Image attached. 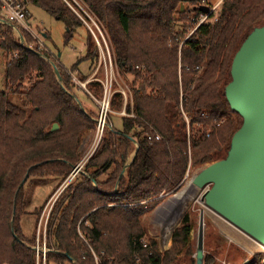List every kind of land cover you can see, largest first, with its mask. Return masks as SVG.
<instances>
[{
  "label": "trees",
  "instance_id": "16d2710c",
  "mask_svg": "<svg viewBox=\"0 0 264 264\" xmlns=\"http://www.w3.org/2000/svg\"><path fill=\"white\" fill-rule=\"evenodd\" d=\"M28 1L67 24L66 40L73 25L84 23L64 0ZM200 1L78 0L107 32L118 72L130 76L131 104L125 110L134 116L118 114L123 96L114 92L107 113L111 127L104 128L101 149L51 207L45 264L70 259L75 264H178L181 256L187 259L184 264H195L190 243L195 221L189 214L173 230L171 245L163 252L146 237L141 217L178 188L187 166L226 156L242 124L224 93L231 63L246 36L264 24V0H223L216 20L190 32L195 26L191 18L202 13ZM181 2L188 8L179 12ZM44 56L18 44L13 28L0 24V264L37 263L36 237H25L20 223L25 181L64 180L80 159L83 140L96 127L92 96L101 97L100 82L86 83L89 96L57 65L59 81ZM84 60L98 62L89 31L85 54L75 64ZM181 110L190 117L188 126ZM53 123L59 127L51 131ZM154 132L159 140L147 138ZM239 253L238 264L247 258L244 264H264V253ZM203 264H216L209 252Z\"/></svg>",
  "mask_w": 264,
  "mask_h": 264
},
{
  "label": "rangeland",
  "instance_id": "374dc122",
  "mask_svg": "<svg viewBox=\"0 0 264 264\" xmlns=\"http://www.w3.org/2000/svg\"><path fill=\"white\" fill-rule=\"evenodd\" d=\"M207 1L209 3L214 2V0ZM77 8H75V11L79 15V17L83 19L93 30L95 36L99 40V43L96 41L94 34L89 29V27L83 22V24L72 26V35L69 39L66 40L65 32L68 29L67 24L51 16L41 7L29 2V22L31 24L32 30H40L43 34L48 33V37L43 38V42L47 50H35L37 52H40V54L42 55L44 54L45 58L43 59L48 61L50 65H52L53 63L56 67L57 65L60 66L62 69H64L65 72L68 71L73 82L77 85V87L84 90V92L88 93L89 96H92V94L87 90L86 83L89 81H99L103 93V86L104 88L106 86V77H109L107 79L108 84L110 83V78H112V90L123 88L125 92L130 94V92H128V80H130V76L123 75L118 72V69L114 65L112 58L113 47L110 44L107 32L98 24L97 25L100 30H98L93 25L92 21L87 16L89 15L91 17V15L82 6L81 10L83 12L80 11L79 7ZM83 13L86 16L85 18ZM88 31L91 33L97 45L98 62L95 65H91L88 60H84L80 63L75 64L85 54V40ZM101 32L105 37L106 45L105 42H103ZM14 38L18 43L15 34ZM24 42L30 44L32 42V38L29 35L24 34ZM22 46L28 47L27 44H23ZM108 55L109 57H111L112 61V72L109 68V62L107 59L109 58ZM72 66H74V69L72 68ZM107 66L108 70L106 71L105 68ZM82 77L86 78L84 82L80 81V78ZM77 96L79 99L83 100L82 94L78 93ZM101 97L96 99L92 96L93 107L98 111L97 117L100 115L101 111V107L98 104V100L101 99ZM113 121L115 127L117 129H120L121 126L118 118L114 117ZM107 127H111L109 122ZM96 129L97 121L94 131H89L88 135L85 137L82 144L80 145V159L76 165H81V171L78 172L76 175L72 174V169L68 176L62 181L61 179L56 177H30L27 181H25L26 183L24 184V189L26 193L25 205L23 208L24 214L20 216V223L25 237L32 238L35 235L37 239V233H39L38 237L40 238V242L42 239L45 238L47 218L57 196L67 187V185L75 176L79 175V173L84 172V165L87 163L91 156H93L101 149L102 141L100 142L98 147L95 146ZM132 155L133 153L131 154L128 162L131 160ZM207 164L209 163L202 164L196 167L187 166L184 178L178 188L172 194L163 195L162 199H160V201L157 203V205H155L153 209L145 212L142 215L141 221L147 232L146 237H150L155 240L158 243L159 250L163 252L164 250L168 249L171 245V234L173 230L178 227L182 217L185 214H189L191 219L195 221L190 233V243L192 244L194 251L191 257L194 260V254L200 238H203L204 255L209 252L210 255L214 257L216 264H238L240 256L239 251H241L242 253L245 252L248 255H253L259 252L264 253V249L255 240H253L243 231H241L233 224L225 220L222 216L214 212L212 209L207 207L204 202L201 201V197L197 199L198 201H193L190 205H188L180 212H176L170 209L162 211L160 209L161 206L170 197H172L175 193L181 190L187 184V182ZM208 187L209 186H206L202 189L198 188V190L202 194ZM201 216L203 217L202 220ZM228 246H231L229 250H227ZM227 261L231 262L228 263ZM184 262H187V259H182L181 256L180 260L178 259V264H184ZM40 264H45V261L41 259ZM47 264L58 263L55 261H49ZM63 264L73 263L69 260H65L63 261Z\"/></svg>",
  "mask_w": 264,
  "mask_h": 264
},
{
  "label": "water",
  "instance_id": "95a60500",
  "mask_svg": "<svg viewBox=\"0 0 264 264\" xmlns=\"http://www.w3.org/2000/svg\"><path fill=\"white\" fill-rule=\"evenodd\" d=\"M199 9L205 13L208 6ZM52 67L60 81L57 67L53 63ZM230 76L224 93L242 124L233 133L226 156L200 169L193 183L199 189L209 186L201 195L207 207L264 246V24L253 28L234 54ZM57 128L53 123L51 131ZM194 257L195 264H203V238Z\"/></svg>",
  "mask_w": 264,
  "mask_h": 264
},
{
  "label": "built area",
  "instance_id": "2783aa9c",
  "mask_svg": "<svg viewBox=\"0 0 264 264\" xmlns=\"http://www.w3.org/2000/svg\"><path fill=\"white\" fill-rule=\"evenodd\" d=\"M64 1L67 3V5L76 14H77V12L75 11L74 4L77 7H79L80 9H82L78 0H64ZM222 1L223 0H217L214 3H209L207 0H201L199 5L200 6L201 5L208 6V11L205 13L204 12L200 13L199 17L196 18V20L194 18H191V21L195 22V26L193 29L190 30V32H192L201 23L208 22L211 20H216V11L219 8ZM28 4H29L28 0H0V24H7L13 28V33L16 35V38L18 40V44H20V45L27 44L28 45L27 48H29V49H45V50H47V48L43 42V38H44L43 35L44 34L42 33V31H40V30L33 31L31 28V24L29 22V16L30 15H29V11H28ZM212 13H213V16L211 17L210 14H212ZM87 16L92 21L93 25L98 30H100L98 25L96 24V22L92 19V17H90L89 15H87ZM84 23L89 27V25L85 21H84ZM89 29L94 34L93 30L90 27H89ZM24 34L29 35L32 38V42L30 44L24 42ZM101 35H102L103 42H105V37L102 34V32H101ZM94 37H95L96 41L99 43V40L97 39L95 34H94ZM105 45H106V42H105ZM38 53L40 54V52H38ZM108 57H109V55H108ZM107 59L109 62V68L112 72L113 66H112L111 57H109ZM195 69L197 72L200 70L199 67H196ZM105 70L106 71L108 70V66L105 68ZM108 78L109 77H106V79H105L106 80V86H105V88L103 86L102 97H101V99L98 100V104L101 107V111H100V115L96 118L97 129H96V134H95V146H97V147L99 146L100 142L102 141L104 128L106 126H108L107 125V113H108V111H110V109H109L110 98L114 92L118 91L123 96V107H122L121 111L118 112V114L122 115V116H131V117L134 116L133 113L128 114L125 110L127 103L131 102L130 94L125 92V90L123 88L112 90V87H111L112 86V84H111L112 78H110L109 84L107 82ZM128 92H129V90H128ZM181 98H182V93H180V102L182 101ZM181 112H182V115L185 118L187 126H188L189 121H190V117L188 115H186L183 110H181ZM147 138L149 140H152V139L159 140L161 137L159 134L154 132L153 135H148ZM76 166H79L80 170L79 171L78 170H72L73 175H76L78 172L81 171V165H76ZM38 234L39 233H37V239H36V242L34 244L35 254H36V262H37L36 264H39L41 259H43L45 261V254L49 250L45 245V238L42 239L40 242V238L38 237ZM94 258L97 262V257L95 255H94Z\"/></svg>",
  "mask_w": 264,
  "mask_h": 264
},
{
  "label": "bare ground",
  "instance_id": "6f19581e",
  "mask_svg": "<svg viewBox=\"0 0 264 264\" xmlns=\"http://www.w3.org/2000/svg\"><path fill=\"white\" fill-rule=\"evenodd\" d=\"M193 177L187 182V184L181 190L175 193L161 206L160 209L162 211L164 210L166 211L170 209L176 212H180L188 205H190L193 201L201 197L203 193L201 194L198 188L193 183ZM258 244L264 249L263 245H261L260 243Z\"/></svg>",
  "mask_w": 264,
  "mask_h": 264
},
{
  "label": "crops",
  "instance_id": "0c3cea01",
  "mask_svg": "<svg viewBox=\"0 0 264 264\" xmlns=\"http://www.w3.org/2000/svg\"><path fill=\"white\" fill-rule=\"evenodd\" d=\"M210 1V0H209ZM217 0H214V2H216ZM213 2V1H212ZM213 2V3H214ZM188 8V3L187 2H181V3H179V5H178V11L179 12H182V11H185L186 9ZM71 261V260H70ZM73 264H75L74 263V261H71Z\"/></svg>",
  "mask_w": 264,
  "mask_h": 264
}]
</instances>
